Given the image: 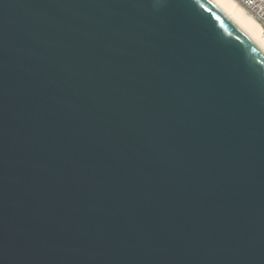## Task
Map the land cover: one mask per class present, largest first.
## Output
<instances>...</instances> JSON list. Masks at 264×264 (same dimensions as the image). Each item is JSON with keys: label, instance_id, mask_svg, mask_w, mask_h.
<instances>
[{"label": "water", "instance_id": "water-1", "mask_svg": "<svg viewBox=\"0 0 264 264\" xmlns=\"http://www.w3.org/2000/svg\"><path fill=\"white\" fill-rule=\"evenodd\" d=\"M0 264H264V55L209 0H0Z\"/></svg>", "mask_w": 264, "mask_h": 264}, {"label": "bare ground", "instance_id": "bare-ground-1", "mask_svg": "<svg viewBox=\"0 0 264 264\" xmlns=\"http://www.w3.org/2000/svg\"><path fill=\"white\" fill-rule=\"evenodd\" d=\"M264 55V20L241 0H209Z\"/></svg>", "mask_w": 264, "mask_h": 264}, {"label": "built area", "instance_id": "built-area-1", "mask_svg": "<svg viewBox=\"0 0 264 264\" xmlns=\"http://www.w3.org/2000/svg\"><path fill=\"white\" fill-rule=\"evenodd\" d=\"M244 4L247 5L249 11H254L259 17H262L264 20V0H241Z\"/></svg>", "mask_w": 264, "mask_h": 264}]
</instances>
